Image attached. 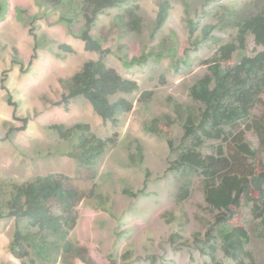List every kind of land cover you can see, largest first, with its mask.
Wrapping results in <instances>:
<instances>
[{
    "label": "rangeland",
    "instance_id": "1",
    "mask_svg": "<svg viewBox=\"0 0 264 264\" xmlns=\"http://www.w3.org/2000/svg\"><path fill=\"white\" fill-rule=\"evenodd\" d=\"M159 2L127 0L108 7L90 28V34L110 50L106 64L139 84L137 91L117 95L131 99L134 105L131 111L118 113L115 126L103 121L82 95L71 98L68 109L57 104L68 92L73 74L86 61L99 57L98 52L85 48L86 22L79 1L0 0V264H47L13 256L15 232L31 227L27 218L7 215V200L14 183L53 172L70 176L81 193L77 224L69 238L87 249L85 260L60 249L54 264H264L262 206L256 208L253 201L242 198L238 218L215 224L214 239L206 242V231L218 210L205 201L202 176L190 168L169 169L190 140L182 139L183 120L178 119L174 103L197 114L201 104L189 95L190 85L208 71L206 61L218 47L236 39L237 21L259 11L264 0H169L168 18L153 32ZM135 4L144 20L142 31L112 33L105 39L117 15ZM207 25L212 28L203 37ZM259 50L261 46L250 34L245 49L234 53L230 66ZM146 89L153 90V96L140 101ZM263 110L261 94L250 119L225 126L221 139H205L201 152L214 153L218 146L230 152L231 138L244 131L247 143L264 157L252 128ZM154 118L173 138V149L166 137L148 130ZM79 122L89 123L103 138L117 132L115 142L97 158L94 172L80 156L71 154L80 131L63 139L51 128L52 124L70 127ZM138 145L144 159L132 164L129 155H137ZM93 182L96 185L90 194ZM182 182L187 183L189 193L179 200ZM52 208L60 212L56 205ZM237 225L247 229L249 241L246 253L234 259L226 255L222 235ZM173 233L182 236L177 241L189 240L190 245L172 243ZM31 256L36 258L34 251Z\"/></svg>",
    "mask_w": 264,
    "mask_h": 264
},
{
    "label": "trees",
    "instance_id": "2",
    "mask_svg": "<svg viewBox=\"0 0 264 264\" xmlns=\"http://www.w3.org/2000/svg\"><path fill=\"white\" fill-rule=\"evenodd\" d=\"M46 1L60 4L62 0ZM78 1L86 22V30L82 33L85 48L98 52L99 57L86 61L81 69L73 74L68 92L62 95L57 104H63L68 109L69 100L82 95L103 121H111L116 126L118 113L131 111L134 105L131 99L117 95L133 93L139 89V84L106 64L105 57L110 52L109 48H103L100 41L89 31L99 13L127 0ZM169 8V0H160L153 32L164 25ZM138 10V4L126 7L124 12L117 15L111 28L104 33V38L107 39L112 33H140L144 20ZM235 25L236 39L218 47L215 55L206 61L208 71L189 87L191 98L201 104L197 114L186 110L179 102H175L173 106L178 119L183 120L182 139L190 140L171 161L169 169L190 168L198 171L202 176L206 203L218 210L214 224L206 231V242L214 239L212 231L215 224L238 218L242 198L253 201L256 208L261 205V213H264V157L247 143L244 131L237 132L231 138L230 152H226L222 146H218L211 154H203L200 150L205 139L223 138L225 126L250 119L252 109L259 101L260 95L264 94V5L259 11L240 18ZM211 28L212 25L203 28V37L208 36ZM193 30L194 26H191L190 31ZM250 34L253 35L254 42L261 46V50L253 56H244L238 63L230 66L234 53L245 49ZM62 47L72 51L68 45ZM114 96L117 97L112 100ZM152 96L153 90L146 89L141 91L139 100H148ZM51 128L63 139H68L80 131L78 142L71 154L80 156L92 172L97 158L115 142L117 136V132H114L110 137H100L92 131L89 123L79 122L70 127L58 123L52 124ZM252 128L258 135L261 150L264 151V110L259 117L254 118ZM148 130L166 137L169 147L173 149L174 140L168 130L163 131L160 128L158 118L152 119ZM129 159L132 164L143 162L141 145H138L137 155L130 154ZM146 171L149 175L148 168ZM95 185L93 182L90 194L93 193ZM188 193L187 183L182 182L178 199L185 198ZM80 198L81 193L71 184V177L61 172L37 175L30 181L14 183L7 200V215L27 218L31 229H18L15 232L11 248L13 256L28 259L30 262L39 259L43 263L54 264L59 250L62 249L66 255L87 259L86 247L76 246L69 238L70 232L77 224V204ZM53 204L59 208V213L53 210ZM48 234L52 235L54 240H50ZM198 235L199 233H195V239L201 241ZM176 238L182 236L173 233L170 241L174 244L190 245L189 240L177 241ZM222 238L226 255L238 259L246 253L249 234L244 226H234L226 231ZM32 251L36 258L31 256ZM206 264L224 263L214 261Z\"/></svg>",
    "mask_w": 264,
    "mask_h": 264
}]
</instances>
